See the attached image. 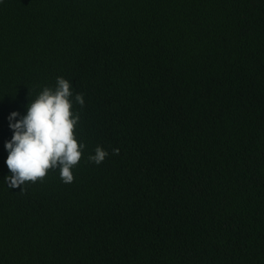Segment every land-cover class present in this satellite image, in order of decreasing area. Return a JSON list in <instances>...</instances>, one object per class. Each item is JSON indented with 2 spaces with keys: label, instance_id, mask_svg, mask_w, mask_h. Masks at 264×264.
<instances>
[{
  "label": "trees",
  "instance_id": "1",
  "mask_svg": "<svg viewBox=\"0 0 264 264\" xmlns=\"http://www.w3.org/2000/svg\"><path fill=\"white\" fill-rule=\"evenodd\" d=\"M57 77L74 180L9 189ZM0 264H264V0H0Z\"/></svg>",
  "mask_w": 264,
  "mask_h": 264
},
{
  "label": "clouds",
  "instance_id": "2",
  "mask_svg": "<svg viewBox=\"0 0 264 264\" xmlns=\"http://www.w3.org/2000/svg\"><path fill=\"white\" fill-rule=\"evenodd\" d=\"M70 87L69 81L57 77L55 89L45 87L30 102L26 115L18 112L9 115L13 136L5 143V149L9 153L6 165L11 175L4 180L9 189L23 190L26 182H42L50 169H59L63 183L73 182L72 169L80 161L85 145L75 137L80 117L72 111ZM74 100L81 108L85 104L83 94H76ZM113 154L118 155L119 149H114ZM107 156L108 152L97 146L88 159L99 165Z\"/></svg>",
  "mask_w": 264,
  "mask_h": 264
}]
</instances>
